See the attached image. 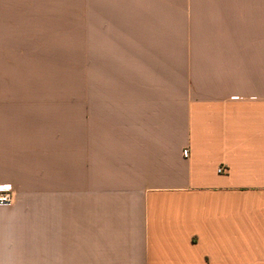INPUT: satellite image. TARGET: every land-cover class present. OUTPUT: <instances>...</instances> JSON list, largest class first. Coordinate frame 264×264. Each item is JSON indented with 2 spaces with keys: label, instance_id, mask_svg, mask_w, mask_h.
Segmentation results:
<instances>
[{
  "label": "crops",
  "instance_id": "1",
  "mask_svg": "<svg viewBox=\"0 0 264 264\" xmlns=\"http://www.w3.org/2000/svg\"><path fill=\"white\" fill-rule=\"evenodd\" d=\"M131 3L153 82L86 83L76 137L72 0H0V264H264V0Z\"/></svg>",
  "mask_w": 264,
  "mask_h": 264
},
{
  "label": "rangeland",
  "instance_id": "2",
  "mask_svg": "<svg viewBox=\"0 0 264 264\" xmlns=\"http://www.w3.org/2000/svg\"><path fill=\"white\" fill-rule=\"evenodd\" d=\"M138 1V0H137ZM132 0H72V28L68 43L59 36L53 45L55 57L54 74L44 76V83L51 82L59 89L68 87L74 95V104L68 114L75 119V132H81L82 99L84 85H91V99L95 84L102 85L101 94L117 89L116 85L153 82L143 65L148 53L159 45L148 44L147 36L154 29L131 25ZM137 3V2H136ZM140 22H135L136 24ZM68 48V53H67ZM86 51L88 70L86 76ZM102 62V70L98 62ZM98 89V88H96ZM67 114L66 108L59 110Z\"/></svg>",
  "mask_w": 264,
  "mask_h": 264
},
{
  "label": "built area",
  "instance_id": "3",
  "mask_svg": "<svg viewBox=\"0 0 264 264\" xmlns=\"http://www.w3.org/2000/svg\"><path fill=\"white\" fill-rule=\"evenodd\" d=\"M187 156V152L184 153ZM221 172V169L218 170ZM14 190L10 185H0V205H9L13 202Z\"/></svg>",
  "mask_w": 264,
  "mask_h": 264
}]
</instances>
